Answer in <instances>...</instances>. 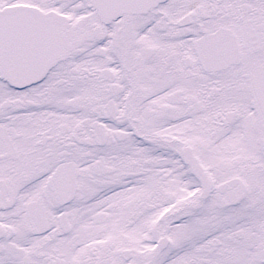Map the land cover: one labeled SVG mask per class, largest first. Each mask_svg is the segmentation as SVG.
Returning a JSON list of instances; mask_svg holds the SVG:
<instances>
[{
	"label": "snow or ice",
	"instance_id": "1",
	"mask_svg": "<svg viewBox=\"0 0 264 264\" xmlns=\"http://www.w3.org/2000/svg\"><path fill=\"white\" fill-rule=\"evenodd\" d=\"M0 264H264V0H0Z\"/></svg>",
	"mask_w": 264,
	"mask_h": 264
}]
</instances>
